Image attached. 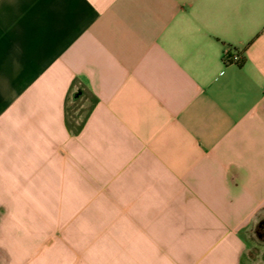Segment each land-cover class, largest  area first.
<instances>
[{
	"label": "crops",
	"instance_id": "crops-1",
	"mask_svg": "<svg viewBox=\"0 0 264 264\" xmlns=\"http://www.w3.org/2000/svg\"><path fill=\"white\" fill-rule=\"evenodd\" d=\"M261 219L264 0H0V264H242Z\"/></svg>",
	"mask_w": 264,
	"mask_h": 264
},
{
	"label": "trees",
	"instance_id": "trees-1",
	"mask_svg": "<svg viewBox=\"0 0 264 264\" xmlns=\"http://www.w3.org/2000/svg\"><path fill=\"white\" fill-rule=\"evenodd\" d=\"M96 103L97 98L85 83L78 80L73 81L64 102V123L70 134L75 136L80 133ZM254 236L261 247V243L264 242V219L259 220L255 226Z\"/></svg>",
	"mask_w": 264,
	"mask_h": 264
},
{
	"label": "rangeland",
	"instance_id": "rangeland-1",
	"mask_svg": "<svg viewBox=\"0 0 264 264\" xmlns=\"http://www.w3.org/2000/svg\"><path fill=\"white\" fill-rule=\"evenodd\" d=\"M251 244V248L242 261V264H264V253L262 252L261 247L259 246L260 244L255 236Z\"/></svg>",
	"mask_w": 264,
	"mask_h": 264
},
{
	"label": "built area",
	"instance_id": "built-area-1",
	"mask_svg": "<svg viewBox=\"0 0 264 264\" xmlns=\"http://www.w3.org/2000/svg\"><path fill=\"white\" fill-rule=\"evenodd\" d=\"M224 61L225 62H238L239 61V57L237 54H229V50H227L224 53Z\"/></svg>",
	"mask_w": 264,
	"mask_h": 264
}]
</instances>
